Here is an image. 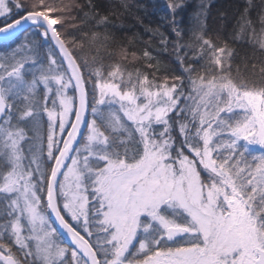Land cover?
Masks as SVG:
<instances>
[{
    "label": "snow or ice",
    "instance_id": "snow-or-ice-1",
    "mask_svg": "<svg viewBox=\"0 0 264 264\" xmlns=\"http://www.w3.org/2000/svg\"><path fill=\"white\" fill-rule=\"evenodd\" d=\"M244 4L213 36L204 0L188 25L164 0L129 37L127 0H0V264H264V0Z\"/></svg>",
    "mask_w": 264,
    "mask_h": 264
},
{
    "label": "trees",
    "instance_id": "trees-1",
    "mask_svg": "<svg viewBox=\"0 0 264 264\" xmlns=\"http://www.w3.org/2000/svg\"><path fill=\"white\" fill-rule=\"evenodd\" d=\"M58 2V1H57ZM132 5L131 11L123 18L117 17L116 22L124 25V31L121 35L133 36L137 33H144L145 27L155 28L161 23V12L154 9V5H163L164 0H127ZM201 0H186L188 9L183 13L185 25L191 23L190 17L196 10ZM208 4L207 8V26L210 34L223 35L226 34L235 22L236 16L239 14L245 4L244 0H204ZM260 3V0H255ZM98 3L104 6L102 10H108L109 0H98ZM120 0H111V7L118 8ZM149 36L143 35V40L148 41ZM155 44V42H154ZM142 48L143 45H137ZM161 60L167 61V56H160Z\"/></svg>",
    "mask_w": 264,
    "mask_h": 264
},
{
    "label": "rangeland",
    "instance_id": "rangeland-1",
    "mask_svg": "<svg viewBox=\"0 0 264 264\" xmlns=\"http://www.w3.org/2000/svg\"><path fill=\"white\" fill-rule=\"evenodd\" d=\"M58 1V0H57Z\"/></svg>",
    "mask_w": 264,
    "mask_h": 264
}]
</instances>
